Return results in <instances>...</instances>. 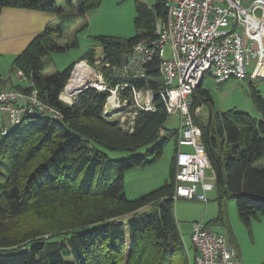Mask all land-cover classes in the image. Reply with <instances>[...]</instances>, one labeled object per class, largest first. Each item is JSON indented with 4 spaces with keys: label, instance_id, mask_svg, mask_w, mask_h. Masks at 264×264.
<instances>
[{
    "label": "trees",
    "instance_id": "obj_1",
    "mask_svg": "<svg viewBox=\"0 0 264 264\" xmlns=\"http://www.w3.org/2000/svg\"><path fill=\"white\" fill-rule=\"evenodd\" d=\"M168 1L158 0L153 9L140 4L137 33L130 39L95 37L102 62L121 66L136 43L156 39L158 22L167 19ZM68 3L77 14L48 25L13 62L28 80L16 89L36 90L40 101L60 117L25 115L0 137V264H193L175 213L177 153L163 186L136 199L125 193L126 172L153 165L170 137L178 141V129L165 128L170 114L160 96L165 88L160 61L149 64L145 79L133 81L137 89L153 90L156 110H139L132 132L103 115L108 92L89 88L74 104L64 102L60 95L75 66L85 60L94 64L95 48L52 74L45 73L43 58L67 50L71 45L62 47L58 41L80 17L98 9L101 0ZM6 7L63 13L52 0H0V11ZM192 99L193 110L212 102L202 85ZM253 100L262 119L235 109L218 113L207 124L197 119L219 201L235 200L249 228L264 219V98L256 88ZM142 148L146 153H137ZM107 150L131 155L113 159Z\"/></svg>",
    "mask_w": 264,
    "mask_h": 264
},
{
    "label": "built area",
    "instance_id": "obj_2",
    "mask_svg": "<svg viewBox=\"0 0 264 264\" xmlns=\"http://www.w3.org/2000/svg\"><path fill=\"white\" fill-rule=\"evenodd\" d=\"M167 10V19L157 24L156 39L136 43L121 66L103 63L100 55L94 66L82 61L90 71L87 83L75 94L66 90L78 64L60 98L72 105L86 89L108 92L103 115L120 120L123 129L132 132L139 110H156L153 90L137 89L133 81L145 79L147 67L158 58L165 84L160 96L170 116L180 117L174 199L207 203L215 185L207 181L212 165L197 121L201 108L192 109L193 94L207 75L219 84L248 75L264 77L259 71L264 68V0H169ZM252 60L256 64L249 74ZM125 91L129 97H124ZM3 114H8L13 125H20L25 115L60 117L40 101L36 90L18 89L0 90V117ZM7 133L2 126L0 137ZM191 240L197 252L194 264H240L225 234L213 231L203 220L192 224Z\"/></svg>",
    "mask_w": 264,
    "mask_h": 264
},
{
    "label": "rangeland",
    "instance_id": "obj_3",
    "mask_svg": "<svg viewBox=\"0 0 264 264\" xmlns=\"http://www.w3.org/2000/svg\"><path fill=\"white\" fill-rule=\"evenodd\" d=\"M52 1H55L63 9V13L58 15L59 19L54 24H58L64 16L77 14L76 6L71 7L68 0ZM157 1L101 0L98 9L88 11L83 17H80L76 25L58 41L62 47L71 46L65 51L55 52L43 58L45 73L62 72L80 60L88 51L97 46L95 37L109 36L124 39L134 37L137 33L135 17L138 6L145 4L153 9ZM76 42L78 46H73ZM102 52L101 47H99L96 58L98 55L102 56ZM84 62H87L89 66L95 65V63L90 64L87 60ZM78 64H81V62ZM255 64L256 60H252L249 74L252 73ZM16 74L15 71L11 74L7 73L4 78L10 82L12 77L16 80ZM202 87L209 91L212 98L210 107H201L196 114L197 119L202 121L203 124H207L211 118L215 119L218 113L233 109L261 119L258 115L259 109L253 100V88L261 91L264 97L263 79L254 81L248 75L245 79H230L223 84H219L213 76L207 75L204 78ZM0 88L5 89V87ZM74 98L75 96L73 100H75ZM3 125L9 130L15 128V125L10 122L8 114H3L0 117V129ZM165 128L169 131L178 129L180 132V117L171 115ZM176 149L177 142L172 136L166 144L161 158L156 163L146 168L132 169L124 174L126 182L125 193L128 199H136L141 195L156 190L170 179L172 163L177 153ZM107 153L111 158L118 160L128 158L131 155L130 152L111 150H107ZM137 153L145 154L146 148L138 150ZM214 174L215 171L213 169L208 170L207 181L216 185V180L210 179ZM208 199V203L183 199L175 202V213L180 232L188 252L192 256V263L194 264V247L191 240L192 223L196 220H203L206 223H213L211 225L213 231L225 234L228 244L230 243L236 249L240 264H264V219L254 220L252 227L249 228L240 219L235 200L225 199L221 204L216 188L208 193Z\"/></svg>",
    "mask_w": 264,
    "mask_h": 264
},
{
    "label": "crops",
    "instance_id": "obj_4",
    "mask_svg": "<svg viewBox=\"0 0 264 264\" xmlns=\"http://www.w3.org/2000/svg\"><path fill=\"white\" fill-rule=\"evenodd\" d=\"M58 19L59 16L56 14L31 9L6 7L0 11V76L2 77V83L0 84V87H5V89L0 88V90L16 89L17 86L28 85V80L23 75V73L14 68V59L17 55L23 52L34 40V38L44 31L48 25L54 24L58 21ZM95 51L98 53L99 47H95ZM14 71L17 73L15 78L16 80H14L12 77V81L10 79V82H8L4 78L5 75L7 73L11 74ZM257 79L264 80V77ZM257 79L252 80L255 81ZM258 115L262 119V113L260 111L258 112ZM210 179L216 180V174L212 175ZM207 224L211 226L213 223ZM196 255L197 252L194 249V259ZM237 257L239 260L238 253Z\"/></svg>",
    "mask_w": 264,
    "mask_h": 264
},
{
    "label": "bare ground",
    "instance_id": "obj_5",
    "mask_svg": "<svg viewBox=\"0 0 264 264\" xmlns=\"http://www.w3.org/2000/svg\"><path fill=\"white\" fill-rule=\"evenodd\" d=\"M264 75V68L259 70ZM90 71L86 64L82 63L78 66L72 81L69 83L67 87V92L70 94H75L78 89L83 88V86L87 83V79L90 77ZM67 100L69 99L68 96H64Z\"/></svg>",
    "mask_w": 264,
    "mask_h": 264
}]
</instances>
